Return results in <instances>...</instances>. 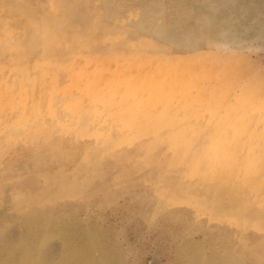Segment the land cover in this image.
Here are the masks:
<instances>
[{
    "label": "rangeland",
    "instance_id": "obj_1",
    "mask_svg": "<svg viewBox=\"0 0 264 264\" xmlns=\"http://www.w3.org/2000/svg\"><path fill=\"white\" fill-rule=\"evenodd\" d=\"M9 263L264 264V0H0Z\"/></svg>",
    "mask_w": 264,
    "mask_h": 264
},
{
    "label": "bare ground",
    "instance_id": "obj_2",
    "mask_svg": "<svg viewBox=\"0 0 264 264\" xmlns=\"http://www.w3.org/2000/svg\"><path fill=\"white\" fill-rule=\"evenodd\" d=\"M242 128H244V127H242ZM246 132V131H245ZM243 133V132H242ZM44 196H45V194H44ZM47 196V195H46ZM48 229H50V228H48ZM52 232V231H51ZM22 255V258H23V254H21ZM25 255V254H24ZM10 257V256H9ZM18 257V256H17ZM25 257V256H24ZM13 261H14V259H13ZM12 262V261H11ZM18 262V261H17ZM16 262V263H17ZM26 262V261H25ZM10 264V263H9Z\"/></svg>",
    "mask_w": 264,
    "mask_h": 264
}]
</instances>
